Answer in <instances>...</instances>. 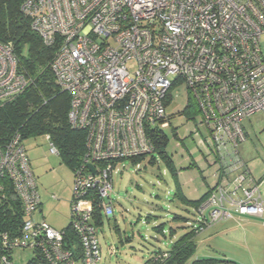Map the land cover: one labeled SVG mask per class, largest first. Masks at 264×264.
Returning <instances> with one entry per match:
<instances>
[{"label": "built area", "instance_id": "obj_1", "mask_svg": "<svg viewBox=\"0 0 264 264\" xmlns=\"http://www.w3.org/2000/svg\"><path fill=\"white\" fill-rule=\"evenodd\" d=\"M21 11L55 48L50 68L69 97L68 123L85 132L86 153L73 176L75 243L34 220L41 204L21 137L0 146V192L9 185L22 209L18 230L0 233V264H13L16 249L32 251L27 264H98L93 217L97 208L112 216L115 163L153 152L152 135L169 128L165 107L180 86L183 109L197 112L194 135L222 179L204 206L210 221L264 215L259 187L231 154L246 140L243 121L264 115V0H25ZM16 67L11 47L0 44V103L29 86Z\"/></svg>", "mask_w": 264, "mask_h": 264}, {"label": "rangeland", "instance_id": "obj_2", "mask_svg": "<svg viewBox=\"0 0 264 264\" xmlns=\"http://www.w3.org/2000/svg\"><path fill=\"white\" fill-rule=\"evenodd\" d=\"M260 48L264 56V35ZM134 68L135 64L129 62V71ZM170 98L165 107L166 115L171 117V126L164 130L169 139L166 150L178 170L180 183L183 187L189 184L196 198L206 192V186H211L213 180L220 185L222 179L217 171L212 174L213 158L208 156L203 137L194 135L198 118L189 120L181 115L185 104L182 86L173 88ZM243 128L246 140L238 146V151L250 177L256 182L261 180L259 192L264 201V115L245 119ZM22 143L41 204V212L33 215L34 220H44L55 230L66 228L71 220L73 173L58 156L49 153L45 137L29 138ZM153 158L154 165L149 163V156L137 162L115 163L110 192L113 213L111 217L101 213L102 223L96 224L101 254L98 264H144L153 252L170 249L175 240L190 230L188 223L195 224L194 209L174 197L173 176L158 155L154 154ZM191 163L194 167L189 168ZM191 191L185 188L186 195ZM175 216L188 222L174 219ZM159 225H163V233L154 230ZM171 231H174L173 237ZM194 241L196 251L185 264L206 258L229 259L236 264H264V216L240 217L231 212L229 218L211 222ZM32 255L31 250L16 249L12 252V263L27 264Z\"/></svg>", "mask_w": 264, "mask_h": 264}, {"label": "trees", "instance_id": "obj_3", "mask_svg": "<svg viewBox=\"0 0 264 264\" xmlns=\"http://www.w3.org/2000/svg\"><path fill=\"white\" fill-rule=\"evenodd\" d=\"M24 1L0 0V44L11 47L17 63V72L24 74L29 81V86L22 94L13 100L0 103V146L7 144L14 135H19L22 142L29 138L49 136L50 142L58 150L59 159L74 176L86 153L85 132L71 127L68 123L69 97L56 84L50 68L55 48L46 47L38 35L31 30L30 20L21 11ZM192 110L187 111L185 108L181 115L192 120L197 114L194 107ZM168 118L171 119L170 116ZM168 140L164 130H155L152 135L153 152L128 160L137 162L149 156V163L154 165L156 162L153 155H158L174 178V197L184 206L194 209L196 220L194 225L188 223L190 230L175 240L170 249L153 252L144 264H185L196 251L195 238L205 232L211 222L209 218L211 208L204 206L215 182L213 181L211 186H206L207 190L201 196L188 197L183 191L172 157L167 153ZM231 154L237 161L245 164L239 153L231 151ZM188 167H194V164L191 163ZM216 171L215 167L212 174ZM251 179L253 184L259 187L261 180L256 182L252 177ZM94 205L96 204L94 203ZM110 205L112 207L111 202ZM21 218L20 203L12 188L6 185L3 193L0 192V233H13L18 230ZM174 219L187 221L180 216H175ZM99 223H102V215L97 208L92 224L96 226ZM154 230L163 233V225L154 227ZM61 231L64 232L65 240L77 242L78 239L71 221ZM173 232H170L172 237L174 236ZM214 262L236 264L229 259L217 261L210 258L196 260L191 264H214Z\"/></svg>", "mask_w": 264, "mask_h": 264}, {"label": "crops", "instance_id": "obj_4", "mask_svg": "<svg viewBox=\"0 0 264 264\" xmlns=\"http://www.w3.org/2000/svg\"><path fill=\"white\" fill-rule=\"evenodd\" d=\"M179 176V175H178ZM214 181V180H213ZM214 183V182H213ZM185 184V183H184ZM185 185H187L186 187H183V185H182V187H183V191H184V193H185V188H186V190H188V191H191L190 189H189V184H185ZM193 191H191L190 193H189V195H187L188 197H190V198H193V195L195 194V193H192ZM41 212V211H40ZM42 221H44V220H42ZM50 226V225H49ZM52 227V226H51Z\"/></svg>", "mask_w": 264, "mask_h": 264}]
</instances>
